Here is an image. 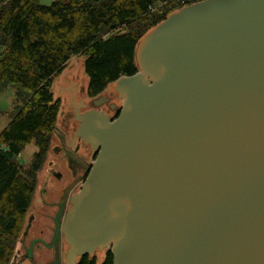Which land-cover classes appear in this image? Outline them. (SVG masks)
Returning <instances> with one entry per match:
<instances>
[{
    "label": "water",
    "instance_id": "obj_1",
    "mask_svg": "<svg viewBox=\"0 0 264 264\" xmlns=\"http://www.w3.org/2000/svg\"><path fill=\"white\" fill-rule=\"evenodd\" d=\"M136 59L116 119L80 112L98 154L64 226L69 264L111 244L114 264H264V0L175 10Z\"/></svg>",
    "mask_w": 264,
    "mask_h": 264
},
{
    "label": "trees",
    "instance_id": "obj_2",
    "mask_svg": "<svg viewBox=\"0 0 264 264\" xmlns=\"http://www.w3.org/2000/svg\"><path fill=\"white\" fill-rule=\"evenodd\" d=\"M202 0H0V90L17 104L0 132V264H11L36 190L37 172L56 134L61 99L53 82L75 55L85 57L88 96L139 71L141 38L169 14ZM35 142L28 167L17 157ZM78 264H97L84 257ZM101 264H114L108 251Z\"/></svg>",
    "mask_w": 264,
    "mask_h": 264
},
{
    "label": "flooded vegetation",
    "instance_id": "obj_3",
    "mask_svg": "<svg viewBox=\"0 0 264 264\" xmlns=\"http://www.w3.org/2000/svg\"><path fill=\"white\" fill-rule=\"evenodd\" d=\"M107 103L110 107L111 98ZM111 111L112 116L118 114L116 110ZM54 136L57 142L52 150L59 156L51 169L55 180L50 187L42 188L43 203L39 212L29 215L28 210L11 264H69L71 245L64 226L78 189L90 173L97 152L92 153L91 145L86 140L79 137L74 139L73 136L70 139L67 131L58 132ZM62 165H66L70 171L68 180H65L66 174L62 171ZM108 251L112 252L108 249L105 257ZM84 257L96 258L95 251L76 255L72 264H78Z\"/></svg>",
    "mask_w": 264,
    "mask_h": 264
},
{
    "label": "rangeland",
    "instance_id": "obj_4",
    "mask_svg": "<svg viewBox=\"0 0 264 264\" xmlns=\"http://www.w3.org/2000/svg\"><path fill=\"white\" fill-rule=\"evenodd\" d=\"M39 1L42 4L48 5L53 0H39ZM150 30H148V32ZM84 61H85V57L83 55L79 54V55L73 56L69 60L63 72L60 75L56 76L54 79V82H53L54 96L55 98L61 99V110H60L58 120H57V125L59 126L63 125V122H65L66 118H68L67 115L70 114V112H74L77 110V106H78L77 103H80V102L86 104V107H84L82 110L98 109L99 111H104L106 115H109L110 117H113L115 119L118 116V114H116L115 116H112L113 112L111 111V108L109 107L108 103H104L103 105L96 107L93 104V98L88 96L87 85H88L89 78L85 72ZM141 70H142L141 75H144L145 70L142 68ZM101 95L110 97L111 102L117 104V106H120L122 105V103H124V97L120 96V93L117 90V87L115 86V82L110 83L108 87L105 89V91L101 93ZM74 101H75V104H73ZM16 104H17V101H16V95H15V88L12 85H8L7 87L0 90V132L9 123L10 116L14 113ZM72 122H73V125L71 123V124H64L62 126L64 130L68 132L70 139L72 136H74L73 133L76 132L79 126L78 122L74 118L72 119ZM56 142L57 140L55 139V136H54L52 139L48 154L44 160V163L42 164V167L37 172V183H36L37 189L35 191L33 202L29 209V215L37 214V212H39L40 208L42 207V203H43L42 188L46 186L50 187L53 184V181L55 180L54 175L51 173V169L54 167L55 159L56 160L59 159V156L57 155V153H55L54 150H52V147L54 146ZM37 151H38V147L36 146L35 142L28 143L24 147L20 155L17 157L19 163L24 167H28L33 161L34 154ZM62 171L66 174L65 180H68L70 171L68 170V168H66V165H62ZM79 190L80 188L78 189V193H80L81 191ZM44 197L46 198V196ZM47 198L49 197L47 196ZM72 209L73 207L70 209V211ZM67 225L68 224H66V226ZM112 245L113 244H111L109 248L107 249L98 250L95 253L97 264H101L103 262L106 251L108 249L112 250Z\"/></svg>",
    "mask_w": 264,
    "mask_h": 264
},
{
    "label": "crops",
    "instance_id": "obj_5",
    "mask_svg": "<svg viewBox=\"0 0 264 264\" xmlns=\"http://www.w3.org/2000/svg\"><path fill=\"white\" fill-rule=\"evenodd\" d=\"M63 72V71H62ZM117 80L115 81V86L117 87ZM55 97V96H54ZM57 99V98H56ZM73 104H75V101H74V103ZM77 110L76 111H74V112H70V114H68L67 115V117L68 118H66V120H65V122H63V125L64 124H71L72 123V125H73V122H72V119L74 118L77 122H78V128H77V130H76V132L74 133V139H76L75 137H78L79 135H80V128H81V124H82V119H81V117H80V112H82V113H90V112H93V111H96V112H104V111H99L98 109H88V110H82L84 107H86V104L85 103H82V102H80V103H77ZM117 105V104H116ZM122 105H123V103H122ZM122 105H120V106H118V108H121L122 107ZM63 113V112H62ZM109 116V115H108ZM72 118V119H71ZM113 117H110V119H112ZM62 125V126H63ZM71 125V126H72ZM61 125L59 126V125H57V131L58 132H61V131H66V130H64V128L62 127ZM83 139V140H85V138H84V136H80L79 137V139ZM55 139H56V137H55ZM57 140V139H56ZM74 141V140H73ZM92 148V153H95V152H97L96 150H94V148L93 147H91Z\"/></svg>",
    "mask_w": 264,
    "mask_h": 264
},
{
    "label": "built area",
    "instance_id": "obj_6",
    "mask_svg": "<svg viewBox=\"0 0 264 264\" xmlns=\"http://www.w3.org/2000/svg\"><path fill=\"white\" fill-rule=\"evenodd\" d=\"M84 182L81 183V187H80V190L82 189V186H83Z\"/></svg>",
    "mask_w": 264,
    "mask_h": 264
},
{
    "label": "bare ground",
    "instance_id": "obj_7",
    "mask_svg": "<svg viewBox=\"0 0 264 264\" xmlns=\"http://www.w3.org/2000/svg\"><path fill=\"white\" fill-rule=\"evenodd\" d=\"M68 222H69V220H68ZM68 224V223H67ZM68 226V225H67ZM67 226H66V230H67Z\"/></svg>",
    "mask_w": 264,
    "mask_h": 264
}]
</instances>
